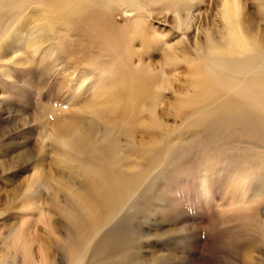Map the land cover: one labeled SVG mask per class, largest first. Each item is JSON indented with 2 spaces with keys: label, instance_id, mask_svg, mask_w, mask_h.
I'll list each match as a JSON object with an SVG mask.
<instances>
[{
  "label": "rangeland",
  "instance_id": "rangeland-1",
  "mask_svg": "<svg viewBox=\"0 0 264 264\" xmlns=\"http://www.w3.org/2000/svg\"><path fill=\"white\" fill-rule=\"evenodd\" d=\"M235 1L233 30L224 0L0 5V264H264V0Z\"/></svg>",
  "mask_w": 264,
  "mask_h": 264
},
{
  "label": "bare ground",
  "instance_id": "bare-ground-1",
  "mask_svg": "<svg viewBox=\"0 0 264 264\" xmlns=\"http://www.w3.org/2000/svg\"><path fill=\"white\" fill-rule=\"evenodd\" d=\"M9 1H11V0H0V5L5 7ZM222 12L224 15V19L229 24V29L233 30L235 28V26L241 25V21L238 18L242 14V10L240 9L238 3L235 0H224ZM238 38H236L238 40V44H239L238 47H241L243 45V42H242L243 40L238 39ZM244 119L246 120V122H249V124L253 125L251 133L253 134L254 139L256 141H258L259 143L264 144V128H262L260 126V124H261L260 120L261 119H258L257 117L254 118L251 116H246ZM262 122H263V119H262ZM259 126L261 127V129ZM22 232L24 233V231H22Z\"/></svg>",
  "mask_w": 264,
  "mask_h": 264
}]
</instances>
